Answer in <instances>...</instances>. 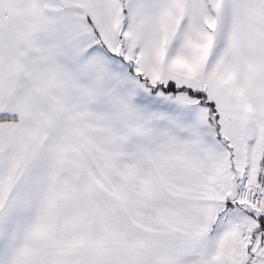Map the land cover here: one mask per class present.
I'll use <instances>...</instances> for the list:
<instances>
[{"label": "snow or ice", "instance_id": "6c2138e0", "mask_svg": "<svg viewBox=\"0 0 264 264\" xmlns=\"http://www.w3.org/2000/svg\"><path fill=\"white\" fill-rule=\"evenodd\" d=\"M0 264H264V0H0Z\"/></svg>", "mask_w": 264, "mask_h": 264}]
</instances>
